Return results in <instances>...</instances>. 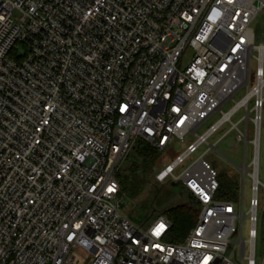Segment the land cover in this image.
<instances>
[{"label": "built area", "instance_id": "2783aa9c", "mask_svg": "<svg viewBox=\"0 0 264 264\" xmlns=\"http://www.w3.org/2000/svg\"><path fill=\"white\" fill-rule=\"evenodd\" d=\"M263 11L264 0H0V264H255L264 45L252 24ZM242 109L252 171L233 172L242 189L252 182L247 241L243 193L218 200L204 156L179 172ZM139 140L168 154L187 144L154 169L198 206L181 244L165 216L137 225L122 209L116 173Z\"/></svg>", "mask_w": 264, "mask_h": 264}, {"label": "rangeland", "instance_id": "374dc122", "mask_svg": "<svg viewBox=\"0 0 264 264\" xmlns=\"http://www.w3.org/2000/svg\"><path fill=\"white\" fill-rule=\"evenodd\" d=\"M252 29L255 35V45H264V11L261 12L255 21L252 24ZM24 51L20 50L19 55H23ZM257 65L254 59L251 60V74L254 76ZM254 84L252 83L251 86ZM250 86V88H251ZM247 93V88H242L232 100L228 101L224 104L221 111L214 113L198 130L197 135H203L210 126L216 124L222 117L223 113L229 112L235 103L240 101ZM252 104L249 105L250 119L254 117L252 112ZM246 115V110L242 109L238 111L232 118L231 123L224 124L214 135H212L208 140V145L216 144V151L208 152V145H201L197 152L189 157L184 164V167L179 169L178 171L185 169L189 165H191L196 159L204 156V160L208 164H212L219 172L226 174L228 176H236L234 175L233 167H242L245 165L247 167V172L250 173L252 171V145H245L244 142H237V136L239 133L244 134L247 130L248 132V141L253 138V124L251 120L246 126V122L243 118ZM237 124V129H233L232 125ZM187 142L190 143L196 140L194 135H190L187 138ZM187 144L177 143L172 147L170 154L166 151H159L160 156L159 160L155 164L154 169L162 166L163 164H169L173 161L176 154L182 153ZM239 184L238 195L241 198V194L243 193V202H244V213L247 215L249 212V203L252 198L251 191V179L249 176H246L244 181V187L242 189L241 183L239 182V177L236 176ZM259 181L261 185L258 190V201H259V209H258V217L260 219V223L258 225L259 233L261 230L262 218L264 216V110L262 112V123H261V142H260V167H259ZM181 184H176L172 186V183H163L158 184L154 181V177L152 178L151 185L147 188L145 187L142 193L141 202L134 208V202L131 201L128 197H124L120 195L122 198V209L129 215L130 220L137 225H143V206L147 205L149 202L148 198L155 190H159L158 199H164L166 201L176 199L177 202H185V200L181 197ZM243 191V192H242ZM134 208V209H133ZM250 223L248 219V215L244 219L243 225V239L245 241L248 240L249 236ZM249 256V246L247 244L246 247V257ZM78 264H82V261L78 259ZM241 264H247V261H241ZM255 264H264V243L261 240V237L257 239L256 248H255Z\"/></svg>", "mask_w": 264, "mask_h": 264}, {"label": "trees", "instance_id": "16d2710c", "mask_svg": "<svg viewBox=\"0 0 264 264\" xmlns=\"http://www.w3.org/2000/svg\"><path fill=\"white\" fill-rule=\"evenodd\" d=\"M160 152L149 143L139 140L122 166L116 173V179L120 186L122 196L128 197L134 202V208L141 202L143 190L149 187L154 177L152 170L159 160ZM218 200L235 202L238 198L239 184L236 176H228L219 172ZM181 197L185 202H177L176 199L166 201L159 200V190H155L148 198L149 202L143 206L144 224H148L157 217L163 215L171 223L169 241L181 244L196 226L198 218V206L191 195L181 188ZM133 208V209H134ZM129 216V215H128ZM260 237L264 243V216L262 218Z\"/></svg>", "mask_w": 264, "mask_h": 264}, {"label": "water", "instance_id": "95a60500", "mask_svg": "<svg viewBox=\"0 0 264 264\" xmlns=\"http://www.w3.org/2000/svg\"><path fill=\"white\" fill-rule=\"evenodd\" d=\"M172 186H175V184H172Z\"/></svg>", "mask_w": 264, "mask_h": 264}, {"label": "snow or ice", "instance_id": "6c2138e0", "mask_svg": "<svg viewBox=\"0 0 264 264\" xmlns=\"http://www.w3.org/2000/svg\"><path fill=\"white\" fill-rule=\"evenodd\" d=\"M111 190V189H110Z\"/></svg>", "mask_w": 264, "mask_h": 264}]
</instances>
